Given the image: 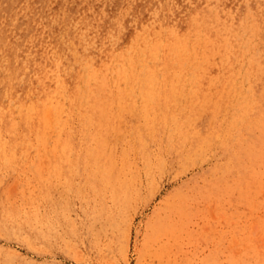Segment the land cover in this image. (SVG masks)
I'll use <instances>...</instances> for the list:
<instances>
[{
    "label": "rangeland",
    "instance_id": "rangeland-1",
    "mask_svg": "<svg viewBox=\"0 0 264 264\" xmlns=\"http://www.w3.org/2000/svg\"><path fill=\"white\" fill-rule=\"evenodd\" d=\"M84 1L0 0L7 39L0 45L9 47L11 63L19 60L36 19L55 29L67 27L62 12L66 6L71 14L80 10L75 14L80 22L88 20H82L85 15L92 16V25L98 19L97 35L111 31L121 8L127 9L123 29L134 24L139 8L142 18L152 17L154 6L167 15L161 10L165 0ZM172 1L176 13L186 7L190 11L194 3L205 7L212 24L217 17L228 18L235 27L252 21L260 25L256 41L264 44V0ZM65 29L67 38L77 41L78 31ZM56 37L46 35V43L63 41ZM226 90L223 97L205 92L202 103L192 100L197 91L177 92L179 98L165 99L175 101L166 103L168 108L155 99L154 91L129 92L124 98L120 91L91 90V107L101 116L90 120L84 115L66 124L69 151L53 147L64 148V134L53 130L46 140L33 138L8 131L0 120V264H264V164L249 160L243 167L239 161V145L251 141L253 130L232 121L238 91ZM87 105L83 101L84 111ZM163 110L208 115L206 130L217 125L219 132L202 142L204 154L195 161L174 159L167 168L148 174L147 156L130 144H142L138 133L144 127L143 112ZM97 139L112 144L114 153L128 154L130 163L122 172L132 200H114L117 187L96 188L89 180V152ZM173 206L171 221L164 223L160 218Z\"/></svg>",
    "mask_w": 264,
    "mask_h": 264
},
{
    "label": "bare ground",
    "instance_id": "bare-ground-1",
    "mask_svg": "<svg viewBox=\"0 0 264 264\" xmlns=\"http://www.w3.org/2000/svg\"><path fill=\"white\" fill-rule=\"evenodd\" d=\"M156 2L152 0L151 4ZM194 5L190 11L186 7L183 13H176L175 3L165 0L161 10L167 15L154 6L150 18H142V8H139L134 15V24L126 29L122 25L127 9L121 8L117 12L120 20L112 25L111 31L105 29L99 35L98 19L92 25L88 23L92 16L85 15L82 20H88L80 22L75 18L80 10L71 14L66 6L62 9L65 28L73 27L78 31L77 41L67 38L65 28L55 29L36 19L23 40L16 63H11L6 55L7 44L0 45V120L8 131L27 132L33 138L46 140L53 130L64 134V148L60 144L53 147L57 151H69L71 142L66 134L70 132L66 124L80 121L84 115L90 120L101 116V112L97 111L96 115L91 107L95 99L87 93L91 90L120 91L124 98H128L129 92L154 91L158 92L155 99L168 108L166 103L175 101L166 100L179 98L177 92L197 91L199 94L192 100L202 103L205 92L222 93L233 87L238 91V108L232 121L244 127L251 126L253 130L249 138L253 148L242 142L237 152L239 161L243 167L249 160L263 165L264 44L256 41L257 26L260 25L250 21L243 27L242 24L235 27L225 17H217L212 24L208 22L212 16L208 9L198 3ZM92 14L97 15L94 11ZM5 27L6 21L2 17L0 40L4 43L7 41ZM55 34L63 41L46 43V35L57 38ZM95 96L102 98L100 94ZM146 97L150 96L142 98ZM83 101L88 103L85 111ZM196 112L187 115L165 110L160 114L143 112L144 127L138 133L142 144L133 142L130 146L147 156L148 174L154 169L167 168L168 162L174 159L192 162L204 154L203 144L213 140L219 129L216 125L211 131L206 130L209 116H200ZM224 123L229 124V121ZM95 142L89 152V180L92 178L96 188L102 185L117 187L114 200H132L133 193L126 189V176L122 172L130 163L128 154L114 153L110 143L98 139ZM155 143L158 146L153 154ZM174 212L173 206L160 219L168 223Z\"/></svg>",
    "mask_w": 264,
    "mask_h": 264
}]
</instances>
